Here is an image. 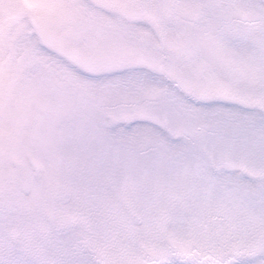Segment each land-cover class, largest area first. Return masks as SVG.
I'll list each match as a JSON object with an SVG mask.
<instances>
[{
    "label": "snow or ice",
    "instance_id": "obj_1",
    "mask_svg": "<svg viewBox=\"0 0 264 264\" xmlns=\"http://www.w3.org/2000/svg\"><path fill=\"white\" fill-rule=\"evenodd\" d=\"M0 264H264V0H0Z\"/></svg>",
    "mask_w": 264,
    "mask_h": 264
}]
</instances>
